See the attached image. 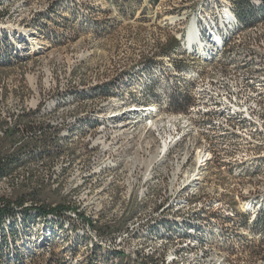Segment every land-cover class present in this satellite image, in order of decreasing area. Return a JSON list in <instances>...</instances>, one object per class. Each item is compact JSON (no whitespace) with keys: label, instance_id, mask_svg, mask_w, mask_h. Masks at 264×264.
<instances>
[{"label":"bare ground","instance_id":"6f19581e","mask_svg":"<svg viewBox=\"0 0 264 264\" xmlns=\"http://www.w3.org/2000/svg\"><path fill=\"white\" fill-rule=\"evenodd\" d=\"M39 1L0 0V56L9 62L6 66L0 58V67H12L27 58V54L17 56L13 50L11 43L17 42L14 29L21 27L31 35L56 42L49 26L60 24L56 12L63 4L61 0L43 1L44 4ZM182 7L165 21L168 29H176V45L166 52L161 45L157 54L140 60L130 71L125 89L129 105L125 111L105 112V103L95 97L94 87L81 85L74 79L64 81L62 77L57 81L48 76L46 89L53 91L49 103L42 105L40 99L32 97V103H26L10 117L14 119L9 122L15 123L17 140L10 145L9 152L17 157L11 163L10 173L0 179V199L55 193L65 200L61 208L64 215H46L29 229L20 230L14 223L16 217L21 212L35 214L36 207L45 205V200L26 201L24 204L31 207L22 204V208L15 209V218H7L6 229L13 224L20 236L10 249L11 261L18 257L15 246L26 258L39 255L23 249L26 242L45 246L41 251L48 256L55 242L51 223L77 214H82L85 221L78 236L86 240V247L74 260L75 264H91L99 255L95 254L98 248L104 254H115L109 264H180L181 259L194 254L197 260L204 261L215 255L220 264H227L223 212L254 215L259 225L257 238L264 237L260 228L264 219V43L251 38L260 31L264 33V0H248L242 13L235 0H186ZM129 17L137 19V15ZM66 21L71 22L72 18ZM173 99L179 100L180 109L171 106ZM83 107H88L85 114L75 116ZM63 108H69L71 113H60ZM34 110L37 112L33 113ZM23 119L32 122L23 124ZM26 129H34V134H21ZM166 131H172V137L166 138ZM5 135L6 131L0 128V139ZM190 137L193 149L202 153L195 173L184 183L180 181V187L166 191L168 194L154 205L152 217L140 221L137 230H131L142 211L139 202L145 199L147 189L140 183L142 186H136L135 194L132 188L119 193L115 180L133 163L144 170L141 177L144 184L153 178V169L162 160L170 159L176 146L186 144ZM151 150L156 153L151 155ZM194 155L197 158V153ZM209 164L215 169L219 167L221 180L226 178L238 184L239 189L233 194L239 199L234 201L236 207L229 205L225 207L228 211H222L218 201L217 208L211 209L216 199L200 204L201 191H197L199 187L195 188L194 182L204 179ZM224 170H229L231 177ZM75 195L79 201L107 196L108 208L102 206L98 212L120 210L117 219L110 222L111 227L134 210L133 218L121 230L124 237H117V245L107 241L113 238V233L101 235L94 228L97 217L83 215L85 205L75 203ZM242 224L240 221L241 227ZM23 231H27V236ZM7 236L10 240L11 235ZM135 241L144 242L143 246L133 245ZM150 243L159 244L158 250L150 251ZM118 245H125V249Z\"/></svg>","mask_w":264,"mask_h":264},{"label":"rangeland","instance_id":"374dc122","mask_svg":"<svg viewBox=\"0 0 264 264\" xmlns=\"http://www.w3.org/2000/svg\"><path fill=\"white\" fill-rule=\"evenodd\" d=\"M43 1L46 2L50 0H41L39 3L44 4ZM185 1L186 0H61L60 3L63 5L59 6L56 12L60 24L58 26L57 24L49 26L52 33L56 36L55 40H57V38L61 39L59 43H53L48 38L43 39L37 35H31L29 31H22L21 27L14 29L13 35L15 34L14 37H16L17 42L14 44L11 43L13 50L17 56L23 57L27 54V58L17 65L6 67L9 64L8 60L0 56L4 63H6L5 67H0V128L2 131H6V135L0 139V146L8 147L11 140H13V142L17 140V135L15 134L16 128L14 129L15 123L13 121L14 124L12 123V125H10L11 122H9L14 120L10 117L16 110H19L22 106L24 107L26 103H32L31 100L33 99H40V104L42 103V105L49 103L53 91L49 92V90L46 89L45 79L48 76L52 80L57 79V81H61L60 79H62V77L64 81H71V79H74L77 82L79 81L80 84L82 83L81 85L94 87L93 90L96 91L95 97H98L100 103H105V112L125 111L129 105L125 89L127 88L126 84L128 76H130V71L140 60L148 58L152 54H157L161 45L165 48L169 42H175L174 36L176 29H168L165 25V21H167V18L176 14L180 9L182 10V4L185 3ZM64 3H68L69 5ZM130 15H137V19L129 17ZM71 18V22L66 21ZM27 25L26 28L28 27ZM261 33L262 31H260V34L256 33L252 35L251 38L253 40L256 39L255 41H258L257 43H264V33ZM36 41L40 42L36 43ZM20 46L22 47L21 49H19ZM87 108L88 107H83L74 115L80 116L85 114ZM60 113L70 114L71 110L69 108H63ZM22 122L23 124H27L32 121L23 119ZM171 132L172 131H166L164 136L166 138L172 137L173 133ZM6 137H12L13 139L10 140ZM192 140L193 138L190 137L187 141L190 144L186 142V144L184 143L176 146L170 159L162 160L160 162L161 165L159 164L153 169V172H151L153 176V178H151L152 180L150 179L143 184L141 177L144 175V170L138 164L134 166L133 163H130L125 173L115 180V188L119 193L132 188L134 189L133 194H135L134 192L137 191V187H141L142 185L147 189L145 199L141 200V202L143 201L142 203L139 202V204H142L141 210H144L143 212L145 213L140 210L141 212L136 217V221L134 220L131 225V230H137L141 222L148 220L150 216L152 217L154 205L157 204L159 200H162L165 194H168L169 189L175 190L177 187H180L184 181L195 173L194 170L196 171L195 168L198 162L202 161V153L201 151L193 149L192 144L194 141ZM152 153L154 154L156 152L151 150L150 154L152 155ZM193 153H197V158ZM145 157H148V155ZM137 158H139V156H137ZM185 158L187 159L186 164H184L186 161ZM207 167L208 170L210 169L207 171L208 176L206 172L202 176L204 178L203 180L194 182V187L196 188L197 185L199 187H197V191H201L198 193L199 195L197 194L199 198H201L200 204L207 203L210 200L212 202L214 199L217 200L218 195L229 196L231 200L235 201L233 194L239 189L238 184L235 185V182L226 178L221 180L219 167L215 169L211 164ZM130 180L132 182H130ZM173 181L174 183H171ZM242 185L247 186L248 184L243 183ZM149 193L150 195L153 194L151 195L152 197ZM46 195L48 196L44 197L49 199L51 203H55V201L59 202V199L63 204L65 202V200H62L60 196L55 193H47ZM155 199L157 201H155ZM73 201L78 203V197ZM109 201L110 200L105 195L89 197L88 199H84V201H79L81 205H85L83 215L86 217H97L95 219L97 220V224L94 228L101 225H111L110 222L116 220V217L119 216L120 210L112 211V213L111 211L98 212L102 206L107 209ZM229 205L233 206L231 204ZM133 206L135 207V204ZM197 207L199 206H196V208ZM80 215L82 214L67 215L60 220V225H63V227L61 229L60 227L54 229L55 242L51 250L48 251V256L44 255V252L41 251L45 246H34L30 242L29 244L26 242V246L22 245V248L26 251L28 250V253L34 254L36 252L39 254L35 256V263L32 264H44L52 252L54 254L61 253L63 255L64 262L67 261V263L65 262L62 264H75L74 260L86 247L85 239L82 245L77 244V242L82 240L78 236L79 229H81V226L85 223ZM222 215L226 217L227 226L225 227L227 248V250H225L228 255L227 264H264V237L257 238L258 233L254 215L239 212H223ZM78 219L79 221L76 222L75 220ZM240 221L243 222L242 227L240 226ZM62 231L66 234L64 235ZM133 243L135 246L139 245L138 247H142V243L144 242L135 241ZM153 244H148V248L151 249L150 251L158 250L159 244ZM68 247H72L73 251H68L66 249ZM172 251L173 250L168 252L167 258H171L173 254ZM158 252L160 253V250ZM54 256L56 257V255ZM195 257L196 254L188 255L180 260V264H220L215 255H210L208 261H204V259L197 260ZM53 264L60 263L56 260Z\"/></svg>","mask_w":264,"mask_h":264},{"label":"trees","instance_id":"16d2710c","mask_svg":"<svg viewBox=\"0 0 264 264\" xmlns=\"http://www.w3.org/2000/svg\"><path fill=\"white\" fill-rule=\"evenodd\" d=\"M247 3H248V0H235V4L238 6V9H239V11L241 13L243 11L244 6ZM239 15L242 16V14H240V13H239ZM60 40H61L60 38H57V40H55L56 41L55 43H59ZM175 42H173V41L169 42L165 46V48L163 49V52H166V51H168V49L174 47L176 45ZM178 103H179L178 99H173L171 101V106L175 110H178V109H180V107L177 106ZM9 139L11 140L13 138L10 137ZM10 142H11L10 145L13 146L14 145L13 140H11ZM16 157H17V155L15 153H10L9 152V154H8V153L4 152L3 147L0 146V179L3 176L8 175L10 173V171L12 170L11 163H13V161L16 159ZM38 195L39 194L36 193L34 195H23V196H21L22 198L19 197L18 199H5V200L4 199L3 200L0 199V264H32V263H35V260H36L35 256H33V257L27 256V258L24 257L23 253H20V251H18L20 248H17L15 245H14L15 246L14 249L17 252L18 257L16 258V260L14 262L11 261V259L9 258L10 249H11V247H13V244L16 243V240H19L20 236L17 233V231L15 230L13 224L11 226H9L8 229H6V220H7V218H15V214H16L15 213V207H17V208L20 207L26 201L28 202V201H41V200L42 201H44V200L46 201V200H49V199H47L46 197H44L42 195H39V196ZM52 204H54V203H51L50 200H49V206L48 205H40V206L36 207V209H35L36 213L35 214H31L30 212H21V216L20 217L19 216L16 217L14 223L16 224V226L20 230H25V229H29V226L31 224L35 223L36 221H38V220H40V221L42 220L43 221V219L46 217V215H50L52 213L54 215H59L61 210H62L61 208H63V205H62L63 202L60 201V199H59V202L55 201V204H57L56 205L57 207H53V208L50 206ZM56 208H58V209H56ZM49 211H50V213H49ZM133 211L134 210L130 211L127 214L128 217L125 216L124 220L122 219L121 221L117 222L116 225H113L112 227H111V225H101V226H98L96 228H97V230L99 231V233L101 235H108V234H112L113 232H118V231L122 230L125 227L126 223L129 220H131V218H133V216L135 214V212H133ZM130 213H132V214L129 215ZM60 222L61 221L52 222L51 223L52 227L54 229L60 227V229H61L63 227V225H60ZM120 222H122V223H120ZM261 222H263V224L260 225V228H262V230L264 231V219H261ZM115 226H116V228H115ZM258 226L259 225L256 222L257 230L259 229ZM62 233L64 235L66 234L64 231H62ZM24 234H25V236H27V231H25ZM7 235H9V236L11 235L10 236L11 237L10 240L7 239L8 238ZM83 242L84 241L82 239V240H80V242H77V244L82 245ZM66 249L68 251H73L72 247H68ZM104 253H103L101 248H98L97 250H95V254L96 255L99 254V255H97L96 259L94 258V260L90 261L91 264H96V263L97 264H100V263L109 264V261L112 259V257L115 256V254H113V253L104 254ZM54 255H56V257ZM56 260L60 264L65 263V262L67 263V261L64 262L63 255L61 253L54 254L52 252L51 255L45 261L44 264H53L54 261H56ZM121 264H131V263L124 262V263H121Z\"/></svg>","mask_w":264,"mask_h":264},{"label":"built area","instance_id":"2783aa9c","mask_svg":"<svg viewBox=\"0 0 264 264\" xmlns=\"http://www.w3.org/2000/svg\"><path fill=\"white\" fill-rule=\"evenodd\" d=\"M144 22H148V21H144ZM150 58L151 57H149V59ZM135 66H137V64H135ZM186 111L188 113V107H187V110ZM36 112H37L36 110L33 111V113H36ZM98 127H100V126H98ZM21 134H24V136H25V134H34V129L21 130ZM6 138H9V137H6ZM48 140H50V139H48ZM10 149H12V147L10 146V143H9V146L8 147L7 146L6 147H3L4 152H6L8 154H9V150ZM224 173H225L226 176L231 177V175H229V170H224ZM234 200H239V199H234ZM45 205H47V200L45 201ZM217 205H218V200H215V207H211V209H216L217 208ZM22 207H31V205H25V204H23ZM22 207H18V208L15 207V209H19V208H22ZM60 213L64 215V212H60ZM67 220H69V219H67ZM75 221L77 222V221H79V219L78 220H75ZM84 228H87L86 225H84ZM117 237H124L123 232H121V230L118 231V232H113V238H111L110 240H107V241L113 242V243H115V245H117ZM118 246H121V247H123L125 249V245H118Z\"/></svg>","mask_w":264,"mask_h":264},{"label":"flooded vegetation","instance_id":"af4514ba","mask_svg":"<svg viewBox=\"0 0 264 264\" xmlns=\"http://www.w3.org/2000/svg\"><path fill=\"white\" fill-rule=\"evenodd\" d=\"M224 197V198H221V197ZM218 195V201L221 203V209H222V211H228V209L227 208H225L226 206H229V204H231V205H233L234 207H236L234 204H235V202L233 201V200H231V198H229V196H224V195ZM222 199V200H221ZM226 202V203H225ZM225 203V204H224ZM233 211H236V212H238V209H234Z\"/></svg>","mask_w":264,"mask_h":264}]
</instances>
